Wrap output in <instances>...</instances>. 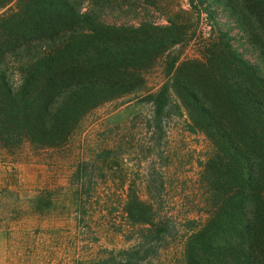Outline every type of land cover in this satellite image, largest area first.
<instances>
[{
	"label": "trees",
	"instance_id": "1",
	"mask_svg": "<svg viewBox=\"0 0 264 264\" xmlns=\"http://www.w3.org/2000/svg\"><path fill=\"white\" fill-rule=\"evenodd\" d=\"M100 1L0 0V150L39 156L63 146L87 113L131 84L130 69L147 49L103 20ZM190 1L225 16L230 40L209 58L222 73L220 87L211 99L191 84L167 82L148 100L150 128L164 126L175 102L214 144L205 218L183 211L189 196L173 192L161 172L159 187L155 180L126 201L128 222L119 231L130 245L104 249L91 264H155L178 246L179 264H264V0ZM84 172L89 178V165ZM174 196L180 211H168ZM96 197V189L86 193L90 202Z\"/></svg>",
	"mask_w": 264,
	"mask_h": 264
},
{
	"label": "rangeland",
	"instance_id": "2",
	"mask_svg": "<svg viewBox=\"0 0 264 264\" xmlns=\"http://www.w3.org/2000/svg\"><path fill=\"white\" fill-rule=\"evenodd\" d=\"M100 4L106 6L104 21L133 34V42L147 50L138 56L140 66L130 69L131 84L87 113L66 144L39 156L0 150V264H91L104 249L128 247L119 231L128 222L126 201L146 193L155 180L159 187L161 172L171 176L173 192L189 196L183 211L205 218L200 216L210 194L204 173L214 144L175 102L164 126L150 128L154 109L148 97L180 81L214 98L212 87H220L222 73L209 58L230 40L225 16L218 9L211 13L207 2L190 0ZM95 189L100 199L90 202L86 193ZM175 197L166 203L168 211H180L182 198ZM180 253V246L163 251L155 264H179Z\"/></svg>",
	"mask_w": 264,
	"mask_h": 264
}]
</instances>
